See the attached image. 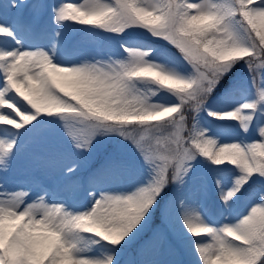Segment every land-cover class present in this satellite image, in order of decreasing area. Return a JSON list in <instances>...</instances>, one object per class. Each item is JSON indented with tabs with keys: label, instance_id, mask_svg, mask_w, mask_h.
Wrapping results in <instances>:
<instances>
[{
	"label": "snow or ice",
	"instance_id": "1",
	"mask_svg": "<svg viewBox=\"0 0 264 264\" xmlns=\"http://www.w3.org/2000/svg\"><path fill=\"white\" fill-rule=\"evenodd\" d=\"M8 4L27 10L28 18L10 22L0 12V187L19 152L53 134L66 144L34 154L39 175L29 188L0 191V264H120L122 248L149 223L171 184L176 190L162 225L141 255L167 246L178 256L171 234L198 264H264V0ZM46 16L56 26L51 32ZM97 29L117 35L143 29L156 42L122 40L107 51L69 46L77 31ZM20 33L27 47L16 38ZM240 62L248 69L250 98L229 110L209 109L210 95ZM202 111L237 121L239 139L218 142L200 124ZM109 134L135 159L110 152L85 177L86 153ZM197 156L234 166L232 183L216 184L226 210L247 194L238 218L213 224L188 202L183 191ZM136 173L142 179L125 189L106 182ZM89 244L107 251L97 254Z\"/></svg>",
	"mask_w": 264,
	"mask_h": 264
},
{
	"label": "rangeland",
	"instance_id": "2",
	"mask_svg": "<svg viewBox=\"0 0 264 264\" xmlns=\"http://www.w3.org/2000/svg\"><path fill=\"white\" fill-rule=\"evenodd\" d=\"M31 2V0H29ZM66 2L78 3L80 0H66ZM0 12L10 21H15L17 18L27 19L28 11L24 10L23 13L18 12L15 8H10L8 0H0ZM45 20L48 23V31L51 32L54 27V23L46 16ZM78 29H84L85 26L75 25ZM65 31H70L66 28ZM21 40V45L28 46V37L23 33H20L16 37ZM122 40L130 41H144V42H156L155 37L149 38V35L145 33L143 29L127 30L126 33L119 35L115 33L103 32L101 30H95L92 33H85L83 31H77L72 43L79 42V46L88 49L107 51L110 48H119V42ZM47 42V41H45ZM14 43V42H13ZM166 47H171L167 45ZM122 50V49H121ZM100 58V57H98ZM72 59H78V57H72ZM237 82H241V86L231 91L232 86ZM251 85L249 82V73L247 66L240 62L235 65L233 70L228 73L220 84L214 89L213 93L209 97L208 108L214 111H225L232 107L244 102L251 96ZM186 117L189 124L192 123L190 111H186ZM199 122L203 127H206L215 139L220 143L233 142L238 140L239 137L233 135V129L239 128V124L235 120H218L208 114V111H202L199 114ZM57 127H63V121L57 120ZM242 131V129H241ZM66 140L62 139L60 134H53L46 142L41 145L30 146L27 150L19 152L13 159L11 170L3 174V186L0 187V191H15L19 187L29 188V183L33 177L38 176L39 173L35 170L36 160L34 154L45 150L63 151ZM120 145V138L116 134H109L108 136L98 137L97 142L93 149L86 153L89 164L84 168L82 175L85 177L89 172L93 171L102 162L104 157L108 153H114L119 158L132 161L135 159L133 153L126 148H118ZM192 168L190 174L186 177L187 183L184 186L183 194L188 198V202L193 205L200 213V215L210 223L220 224L223 222H231L235 218H238V214L246 209L248 204L247 194L232 204L231 209L225 208L224 201L220 199L219 190L217 188L216 181L220 180L224 187L229 186L232 183L234 175V166L228 165V169H223L222 166L215 165L210 159L197 156L196 160L192 161ZM142 179V174L136 173L134 175L116 174L107 178V184L113 188L125 189L130 184L135 183L137 180ZM176 190V185L171 184L162 196H167L166 200L161 205V211L158 212L159 216L154 219V212L151 215L149 223L144 229L137 234V236L128 244L131 245L140 236L143 238L142 243L139 245L137 252L133 251L127 254L125 247L120 252V264H171V261L178 259L181 264H198V257L194 255V252L182 248L175 236L169 234V240L177 247L179 255L173 256L167 246H162L159 252L154 254L151 251L140 254L142 245L148 241L153 231L162 225V213L164 206L168 200L172 197ZM163 196V197H164ZM156 210V209H155ZM182 227V225H181ZM186 231V230H185ZM107 243V242H103ZM89 248L95 251L97 254H103L107 249L101 248L96 244H89Z\"/></svg>",
	"mask_w": 264,
	"mask_h": 264
},
{
	"label": "trees",
	"instance_id": "3",
	"mask_svg": "<svg viewBox=\"0 0 264 264\" xmlns=\"http://www.w3.org/2000/svg\"><path fill=\"white\" fill-rule=\"evenodd\" d=\"M164 196V195H163ZM161 197L159 204L156 206V210L154 212V219H156V216H159L158 212L161 211V205L163 203L164 200H166L167 196ZM143 238L140 236L139 239H136L135 242H132L131 245H126L125 250L127 251V254L131 251H133L134 253L137 252V249L139 247V245L142 243Z\"/></svg>",
	"mask_w": 264,
	"mask_h": 264
}]
</instances>
